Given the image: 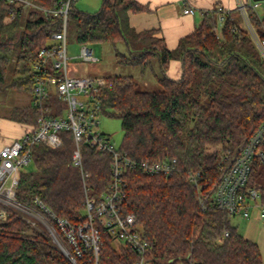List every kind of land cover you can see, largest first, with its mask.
<instances>
[{
	"label": "trees",
	"instance_id": "1",
	"mask_svg": "<svg viewBox=\"0 0 264 264\" xmlns=\"http://www.w3.org/2000/svg\"><path fill=\"white\" fill-rule=\"evenodd\" d=\"M64 1L32 0L36 6L25 7L0 0V93L13 90L32 97L33 63L63 25L62 14L47 15L40 8L59 10ZM77 1L68 11V36L86 46L124 44L128 54L118 52V63L139 67L142 74L159 67L155 77L161 90H141L132 78L121 76L108 77L101 90L104 114L122 123L119 152L138 161L177 159V171L170 176L124 174L122 208L136 216L151 244L153 264H264L259 245L231 225L233 217L204 210L189 182L190 173L200 172L209 186L216 183L223 156L235 155L264 120V56L250 31L239 27V10L226 15L222 24L217 13L204 15L200 26L170 50L158 30L131 27L130 13L147 9L137 1L102 0L92 13L80 11ZM247 15L264 42V12L248 8ZM175 61L181 63L178 79L167 74ZM10 119L37 125L32 106L14 108ZM65 135L60 148L34 146L33 168L22 172L16 200L45 216L36 202L40 200L57 216L77 222L85 193L81 172L71 163L72 135ZM112 157L83 148V167L96 200L111 181ZM260 169L256 161L250 182L264 193L256 183ZM41 229L10 210L8 219L0 220V264H72ZM137 259L131 249L117 250L110 238H103L101 264H134ZM171 259L176 260L167 263Z\"/></svg>",
	"mask_w": 264,
	"mask_h": 264
},
{
	"label": "built area",
	"instance_id": "2",
	"mask_svg": "<svg viewBox=\"0 0 264 264\" xmlns=\"http://www.w3.org/2000/svg\"><path fill=\"white\" fill-rule=\"evenodd\" d=\"M19 2L25 7L36 6L32 0H5ZM73 0H65L59 10L40 8L45 14H62L63 25L53 34L52 44L42 48L32 66L33 92L31 106L36 111L37 125L30 127L24 135L0 150V220L9 217L10 210L21 212L31 224H45L53 242L72 264H101L103 238L112 240L117 250L131 249L138 255L134 264H153L150 258L151 244L146 238L134 214L124 213L122 205L126 198L127 170L141 171L146 175L170 176L177 171V159L165 161H138L119 152L111 138L100 131V117L104 114L101 90L105 77L70 76L68 63L67 17ZM264 0L245 2L238 0L242 20L239 27L254 33L247 9L260 12ZM12 18H14V12ZM184 14L195 15L199 10L185 4ZM202 15L217 13L222 24L230 12L223 6L213 10H202ZM251 28V29H250ZM255 40L264 55V42L255 34ZM83 61L95 63L98 58L93 50L83 45ZM53 112V113H52ZM55 114V115H50ZM71 133L74 148L71 163L82 175L85 201L82 215L77 222L57 216L49 207L37 200L45 214L19 204L16 190L21 174L33 162V148L43 144L51 148L64 145L65 134ZM112 154V177L100 200L90 194V174L84 171L83 148ZM264 120L254 134L246 140L235 155L227 153L220 162L219 179L212 186L205 183L200 172L189 174V182L199 194L204 210L216 209L230 217L250 219L255 210L264 220V193L251 184V174L258 161L264 166ZM38 212V213H37ZM228 232L224 237H228ZM120 242V243H118ZM176 259L167 261L174 262ZM178 264H185L180 261ZM191 264V262H190Z\"/></svg>",
	"mask_w": 264,
	"mask_h": 264
},
{
	"label": "rangeland",
	"instance_id": "3",
	"mask_svg": "<svg viewBox=\"0 0 264 264\" xmlns=\"http://www.w3.org/2000/svg\"><path fill=\"white\" fill-rule=\"evenodd\" d=\"M101 4L102 0H78L76 7L80 11L92 13L97 11L101 7ZM259 11L261 13L264 12V5L260 7ZM243 28L247 29L244 24ZM251 35L255 39V34L251 33ZM82 47L83 45L78 43L74 36L70 33L68 36V53L70 57L68 63V73L70 76L105 77V80H108V77L114 76L130 77L138 83V88L141 90L158 91L162 89L160 83L155 77L156 74H160L158 65H155L153 68H149L145 74H142L139 67L127 66L118 63L116 57L118 52L124 55L128 54L124 44L113 45L110 43H97L88 46L89 49L93 50L94 56L98 58V61L95 63L83 61L81 57ZM31 102V96L23 95L13 90H7L0 93V118L9 120L14 108L29 106ZM100 131L109 136L117 148L120 147L124 137L120 119L109 117L105 114L101 115ZM32 168L33 167L30 165L26 169ZM260 172H262V175L256 179V183L264 187V166H262ZM25 218H27V216H25ZM231 225L237 227L243 236L256 242L259 245L261 252L264 254V220L259 217L255 210L251 211L250 219L233 217L231 219ZM34 226L40 229L42 228L41 230L44 229L48 233V228L45 224L37 223ZM55 246L61 251L58 245L55 244ZM114 247L116 248L115 245Z\"/></svg>",
	"mask_w": 264,
	"mask_h": 264
},
{
	"label": "crops",
	"instance_id": "4",
	"mask_svg": "<svg viewBox=\"0 0 264 264\" xmlns=\"http://www.w3.org/2000/svg\"><path fill=\"white\" fill-rule=\"evenodd\" d=\"M146 7L145 11L130 13L129 23L137 32L158 30L168 49H175L181 38L193 33L202 23V10H213L223 6L229 12L238 10V0H135ZM250 2V0H243ZM185 4L199 10L195 15L184 14ZM95 12V11H94ZM168 76L178 79L181 76V63L171 64ZM32 104V102H31ZM31 104L28 107H31ZM26 107V106H25ZM10 120V119H9ZM0 118V150L21 138L29 124Z\"/></svg>",
	"mask_w": 264,
	"mask_h": 264
},
{
	"label": "water",
	"instance_id": "5",
	"mask_svg": "<svg viewBox=\"0 0 264 264\" xmlns=\"http://www.w3.org/2000/svg\"><path fill=\"white\" fill-rule=\"evenodd\" d=\"M254 1H262V0H254Z\"/></svg>",
	"mask_w": 264,
	"mask_h": 264
}]
</instances>
